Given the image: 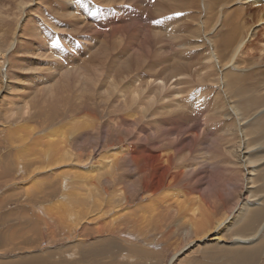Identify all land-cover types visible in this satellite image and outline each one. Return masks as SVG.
Listing matches in <instances>:
<instances>
[{"label": "bare ground", "instance_id": "1", "mask_svg": "<svg viewBox=\"0 0 264 264\" xmlns=\"http://www.w3.org/2000/svg\"><path fill=\"white\" fill-rule=\"evenodd\" d=\"M27 1L14 11V27L19 23L17 12L22 14ZM122 1L134 2L136 7L145 4V11L126 8L130 3ZM99 2L101 8L111 7L103 9L104 14L87 0H57L53 7L66 12L61 16L75 26L89 23L83 47L75 48L80 57L85 55L81 58L66 56L48 35L40 43L28 40L24 45L18 30H10L9 48L18 43L14 55L25 53L21 66L30 73L24 78L9 76L11 58L4 60L8 48H0L1 81L6 86H0V96L17 86L13 80L29 81L42 99L55 100L50 119L58 120L51 124L49 119L47 127L45 122L32 121L33 106L38 108L36 102L33 105L35 99L10 110L20 123L15 126L17 137H10L13 159L11 155L9 168H0V183L4 180L14 191H23L17 193L22 196L18 199L24 198L17 224H36L33 231H13L11 237L10 227L0 244L40 242V248L26 253L35 257L11 255L13 262L17 257L21 264H72L51 258L55 242L73 248L71 256L89 255L91 250L113 252L123 244L134 252L143 248L156 254L154 248L166 252L174 238L165 264H182L186 257H193L185 254L189 249L196 247L198 253L211 245H223L224 253L245 264L264 258V25L247 39L253 25L264 22V0ZM183 9L188 11L175 22L169 20ZM8 14L1 16L11 18ZM202 18L213 27L207 30ZM108 20L114 24L109 26ZM190 20L197 22L194 38L205 39L186 45L171 30L188 28V23H182ZM165 35L174 39L167 46L175 56L163 47ZM117 39L125 45L124 52L108 45ZM195 47L200 48L198 54ZM154 52L163 62L153 61ZM56 56L62 59L50 60ZM19 65L15 60L12 67L20 69ZM193 66L198 67L193 70ZM77 85L82 91L67 107L72 98L69 92ZM254 241L250 253L237 254ZM13 248L17 247L0 248V254Z\"/></svg>", "mask_w": 264, "mask_h": 264}, {"label": "rangeland", "instance_id": "2", "mask_svg": "<svg viewBox=\"0 0 264 264\" xmlns=\"http://www.w3.org/2000/svg\"><path fill=\"white\" fill-rule=\"evenodd\" d=\"M3 1L4 2H7L6 3V5H4V3H3ZM0 0V5H2L3 7L5 6V8H3L2 6H0L1 8H0V10L2 9V11H0L1 13H0V28H2V31L0 32V36H5L1 41H2V43H3V40H4V42H5V46L3 47H0V48H8V49H6V54H5V56H7V57H5L4 58V60L5 59H10V65H9V68H11V69H9L8 70V72H10V73H8L9 74V76L13 73V74H15L14 76H16V77H24V78H27V75L30 73L28 70H26V71H24V70H22V66H24V64L21 66V64L23 63V62H21L20 61V57H22L23 55H25V53H20V54H16V55H14V53L16 52V47L15 46H17L18 45V43L15 45V46H13L12 48H9V46H10V43H11V37H12V32L13 31H16V30H18L17 32H16V35L21 39V40H23V44L24 43H29V41H33V42H36V41H38L40 38H42V36L44 37H46L47 35L49 36H47L46 38H50L49 40L50 41H55L56 42V45L58 46H60L63 50H64V52H65V54H66V56H68V55H71L70 57H72V56H77V57H79V58H81L82 56H85V55H82L81 57L79 56V54H76L75 53V48H82L83 46H82V42H83V38H85V37H87V36H89V34H90V32H89V30H87V29H89V27H87V24H88V26H89V23L88 22H85L86 24H84V23H79V25L77 24L76 26H78V27H76L75 26V24L74 23H72V22H70L69 21V19H67L65 16H61V15H63L64 13V15H67V13L66 12H64V11H59V10H53V7L55 6V4H56V1L57 0H43V1H40V0H29V1H27V4H25L26 5V7H25V5L23 6L25 9L27 8V10H25V9H23V11H22V14H20L19 15V13L17 12V15L18 16H20V18H19V23H18V26H16V27H14L15 26V22H16V15H14V11H19L18 9H19V6H22V1L23 0H21V1H17V0ZM26 1V0H25ZM88 1V5H95L96 6V11H98L100 14H104V11H103V9H105V10H108L111 6H104V8L102 7L101 8V3L99 2V0H87ZM119 1H121V0H119ZM155 1V0H154ZM2 2V3H1ZM31 4H30V3ZM35 2V3H34ZM50 2V3H49ZM98 2V3H97ZM125 2H127V1H122V3L123 4H125ZM17 3V4H16ZM18 3H21V4H18ZM36 3H39V4H36ZM41 3V4H40ZM128 3H130V4H128ZM42 4H44V5H42ZM126 4H128V5H126V8H132V10L133 9H137L138 11H140V12H142V13H144V11H145V4H142V5H140V6H137L136 7V5L137 4H135L134 2H127ZM133 4V5H132ZM8 5V6H7ZM16 5V7H14ZM28 5V6H27ZM31 5V6H30ZM42 5V6H41ZM53 5V6H52ZM11 6V7H10ZM12 6H13V8H12ZM47 6V7H46ZM71 6H73V4H71ZM30 7H32V8H30ZM41 9H40V8ZM52 7V8H51ZM98 7V8H97ZM133 7H135V8H133ZM14 8H16V9H14ZM36 8V9H35ZM39 8V9H38ZM48 8V9H47ZM5 9H8V10H10L9 12L7 11V10H5ZM32 9V10H31ZM47 9V10H46ZM51 9V10H50ZM25 10V11H24ZM39 10V11H38ZM44 10V11H43ZM72 10V12L74 11L73 9H71ZM11 15V18L8 16L7 18H4V17H6L7 16V12ZM34 11V14L32 13ZM52 11H53V13H52ZM188 11V9H183V10H177L176 11V14L173 16V17H171L169 20L171 21V22H175L178 18H179V16L180 15H183L185 12H187ZM6 14H5V13ZM27 12V13H26ZM30 12V13H29ZM39 12H40V14H39ZM57 12V13H56ZM82 12V15H83V17H85L86 16V14H84V11H81ZM3 13V14H2ZM16 13V12H15ZM32 13V14H31ZM48 13V14H47ZM60 15H59V14ZM78 13L79 12H76V13H74L75 15H77L78 17H79V15H78ZM8 14V15H9ZM13 14V15H12ZM24 14V15H23ZM26 14H27V16H29L30 15V18L29 17H27L26 16ZM38 14V15H37ZM44 14V15H43ZM58 15V16H56V15ZM1 15H3L4 17H2ZM6 15V16H5ZM23 15V16H22ZM42 15H43V17L45 18V17H48V18H46V19H44L43 17H42ZM22 16V17H21ZM61 16V18H58V17H60ZM13 17V18H12ZM41 17V18H40ZM67 19V20H65V18ZM91 17V16H90ZM2 18V19H1ZM4 18V19H3ZM22 18V19H21ZM43 18V19H42ZM58 18V19H57ZM105 18H107V16H105ZM8 19H9V21H8ZM15 21H14V20ZM32 19V20H31ZM53 19H55V21L53 20ZM63 20V21H61V20ZM204 21H205V23H206V29L207 30H209V29H211L213 26V24H211V23H208L207 22V20L206 19H204V18H202ZM13 20V22H11V24H12V29H11V24H8V22L10 23V21H12ZM22 20V21H21ZM45 20V21H44ZM26 21V22H25ZM39 21V22H38ZM41 21V22H40ZM42 21H43V23H42ZM48 21V22H47ZM60 21V22H59ZM31 22L33 23V25L34 24H36V25H34V26H32V24H31ZM36 22V23H35ZM58 22H59V24H58ZM108 22L110 23L109 24V26H111L112 24H114V22H112V20H108ZM112 22V23H111ZM30 23V24H29ZM47 23H48V25H47ZM189 24V27L188 28H186V29H182V30H177V31H175L176 29H177V27H174V29H172V26H169L170 27V29H172L171 31H173V34L172 35H175L176 36V40H178V39H182V42H185V44L186 45H188L189 44V41H191L192 43H195L198 39H200V40H203V39H205L204 38V36H201L200 38H194V29H195V27H196V25H197V22H195V20H190V21H188V22H183L182 24ZM55 24V25H54ZM74 24V25H73ZM80 24H82V25H80ZM7 25H10V26H7ZM22 25V26H21ZM26 25V26H25ZM30 25V26H29ZM49 25H53V27L52 26H49ZM65 25H67L66 27H65ZM69 25V26H68ZM264 25V22L262 23V22H259V23H256V24H254L253 25V27H252V29H251V31H250V34H249V36H248V38L247 39H249V38H251V36H254V34H256V32L258 33L259 31L258 30H260V28H261V26H263ZM6 26V27H5ZM25 26V27H24ZM36 26V27H35ZM47 26V27H46ZM79 26H80V28H82V29H84L83 27H87V28H85L86 30H83L82 31V29L80 30V29H77V30H80V31H78L77 32V30H76V28H79ZM8 27V28H7ZM18 27V28H17ZM21 27V28H20ZM33 28V30H31V28ZM51 27V28H50ZM62 27V28H61ZM152 27H154L153 25H152ZM13 28H15V30L13 29ZM40 28V29H39ZM42 28V29H41ZM56 28V29H55ZM58 28H60V30L58 29ZM66 28V29H65ZM73 28H75V29H73ZM35 29V30H34ZM37 29V30H36ZM71 31L72 29V31L70 32L69 30ZM12 31L11 32V34H10V32L9 31ZM42 30V31H41ZM48 30V31H47ZM54 30H59V31H54ZM63 30H64V32H63ZM68 30V31H67ZM75 30V31H74ZM32 31H35V32H33V34L31 35V33H32ZM38 31H40V32H38ZM217 31L218 32H221V28H217ZM43 32V33H42ZM55 32V33H54ZM60 32V33H59ZM70 32V33H69ZM75 32V33H74ZM81 32V33H80ZM252 32H253V35H252ZM23 33V34H22ZM86 33H88V34H86ZM1 34H4V35H1ZM15 34V33H14ZM30 34V35H29ZM37 34V35H36ZM40 34H41V36H40ZM53 34V35H52ZM56 34H57V36H56ZM59 34V35H58ZM82 34V35H81ZM206 34V33H205ZM20 35H22V36H20ZM34 35V36H33ZM172 35H165V36H163L162 37V42L164 43V45H163V47L166 49V50H168V51H171L173 54H174V56H175V52L173 51V50H169V48H168V43H170V42H172V41H174V39H173V37H172ZM10 36V41L7 43V39H8V37ZM57 37V38H56ZM83 37V38H82ZM52 38H54V39H52ZM80 38V39H79ZM214 38H217V36H215ZM253 38V37H252ZM34 39V40H33ZM61 39V40H60ZM64 39H69V41H70V44L72 43V42H74L76 45H74V43H73V46L71 47L70 45H68V44H66L65 42H64ZM111 39V38H110ZM259 39L260 38H257L255 41H257V42H259ZM29 40V41H28ZM41 40V39H40ZM38 41V42H36V43H40V42H42V41ZM120 39H117V40H111V42H113L112 44H111V42H109L108 43V45H110V47L111 48H116V49H123V52L125 51V45L124 46H122V42H120L119 41ZM82 41V42H81ZM118 41V42H117ZM255 41H253V42H255ZM58 42V43H57ZM27 43H26V45H27ZM81 43V44H80ZM117 43V44H116ZM123 43H126V42H124L123 41ZM256 43V42H255ZM79 44V45H78ZM114 44H116V45H114ZM257 44H259V46H260V44H261V42H259V43H257ZM25 45V44H24ZM112 45V46H111ZM118 45V46H117ZM19 46V45H18ZM18 46H17V48H18ZM122 48H121V47ZM15 47V48H14ZM14 48V49H13ZM73 48V49H72ZM14 51V52H13ZM195 51L197 52V54H198V52L200 51V48L199 47H195ZM246 51V50H245ZM251 51H252V49H251ZM250 51V52H251ZM47 52H49V53H51L52 51H47ZM157 52V51H156ZM156 52H154V54H155V56L157 57L158 56V58H156V57H154V54H153V57H154V59H153V61L154 60H159V61H161V62H163V60H162V58H161V55L159 54V55H157L156 54ZM254 52V51H253ZM259 52V51H258ZM11 53V54H10ZM69 53V54H68ZM259 53H261V52H259ZM47 54V53H46ZM48 55V54H47ZM248 55V54H247ZM262 55V54H261ZM17 57V58H16ZM52 59H53V57H51ZM126 58V57H125ZM156 58V59H155ZM50 59L51 61H56V59H58V60H61L62 59V56H56L55 57V60L53 59ZM15 60L17 61V62H19L20 63V69H18L17 67H12L13 65H14V63H15ZM73 60V59H72ZM67 61H69L68 59H67ZM4 63V62H3ZM163 64H161L160 63V66H162ZM198 66H193L192 67V69L193 70H195V68H197ZM1 71V70H0ZM1 73V72H0ZM2 75H0V86H2L3 85V88H6V86H5V84H2V81L1 80H3L4 79V75H3V72L1 73ZM33 79H35L36 80V78H33ZM13 80V79H12ZM12 80H9V81H12ZM37 81V80H36ZM13 82H14V85H17V86H14V88H12V89H10V90H8V89H6L5 91H3V93H2V95L0 96V168L2 167V168H4L5 169V166H6V168L8 167V166H10V163H12L11 161H12V159H13V153L11 152L12 151V148L11 147H13V145H12V141H11V139H10V137L13 135V137H17V135H18V133L17 132H15L14 133V131L16 130V131H18V128L17 127H15L16 126V124L17 123H20V122H15V120H14V118H13V115H11L10 114V112L12 111V109H14V108H18V107H20V105L22 106V104H24V102L25 101H31V100H33V99H35V100H33L32 102H34V104L33 105H35V102H36V104L38 105V108L36 107L35 108V106H33L34 107V109H33V114H34V117L32 118V121H36L37 123H38V121H39V123H41V122H45L44 124H43V126H45V127H47V122H50V121H52V122H50L51 124H53V123H56V121L58 122V120H54V119H50L51 117H50V115H52L51 113L54 111V109L56 108V102H54L55 100L54 99H52L51 97H46V98H44V99H42L41 97V92L38 90V89H36V88H34L33 86H32V83L31 82H29V81H27V83L26 82H24V83H20V79H17V80H13ZM172 82V81H171ZM16 83V84H15ZM31 83V84H30ZM19 85V86H18ZM1 88V87H0ZM14 89V90H13ZM82 91V86L81 85H77V86H75V87H73L71 90H70V92H69V95L72 97L71 98V100L69 101V103L67 104V107H70V106H72V104L74 103V99H75V96L77 95V94H79L80 92ZM186 95V94H185ZM36 96V98H34ZM175 97V96H174ZM176 97H178V95L176 96ZM182 97V96H181ZM180 96L178 97V98H181ZM29 99V100H28ZM40 99H42L41 101H40ZM4 102H6V103H4ZM29 101V102H30ZM2 102V103H1ZM26 103V102H25ZM3 104V105H2ZM36 105V106H37ZM12 107V108H11ZM60 107H62V106H60ZM9 109V110H8ZM11 110V111H10ZM38 111V112H37ZM41 113H40V112ZM50 113V114H49ZM10 114V115H9ZM7 115V116H6ZM46 115V116H45ZM47 118V119H46ZM50 119V121H48ZM40 120H42V121H40ZM45 120V121H44ZM54 120V121H53ZM2 123L4 124L3 126H1L2 125ZM23 123V122H22ZM10 124H13V128L11 127V128H9V126H10ZM42 124V123H41ZM50 126V125H49ZM15 128V129H14ZM17 128V129H16ZM8 129V130H7ZM11 132V133H10ZM17 134V135H16ZM12 145V146H11ZM16 145H17V143H16ZM11 148V149H10ZM19 148V147H18ZM11 155H12V159H11ZM9 168V167H8ZM3 169V170H4ZM7 170V169H6ZM262 181H264V179L262 180ZM3 182H4V180L0 183V200L1 201H3L2 202V204L0 203V231H3L2 233L0 232V242H2V241H4L5 240V235H4V233L6 232V230H8L10 227H11V233H10V237H11V234H12V232L13 231H16L17 233H27V232H30V231H33L34 230V225L36 224V223H27V225H25V224H17V222H20L19 220L21 219H18L17 218V216H18V214H20L21 213V210L23 211V207H22V204L24 203V198H19L18 199V197L20 196V197H22L21 195H18L20 192H23V191H14L10 186H8V185H6L7 183L6 182H4V184H3ZM13 186H14V183H13ZM10 187V188H9ZM6 188V189H5ZM12 189V190H11ZM5 191V192H4ZM12 191V192H11ZM15 193H14V192ZM8 193V195H7V193ZM11 192V193H10ZM3 193V194H2ZM18 193V194H17ZM5 194V195H4ZM16 194V195H15ZM2 195V196H1ZM6 200V201H5ZM0 201V202H1ZM251 201H254L253 199H251ZM138 202H139V200H138ZM20 203V204H19ZM35 203H37V202H35ZM38 205H40V204H43V203H37ZM256 205V204H255ZM257 207H261V205H259V204H257L256 205ZM7 221H9V222H7ZM16 222V223H15ZM10 223V224H9ZM173 240V241H172ZM171 240V242L169 243L170 244V246L168 245V249L166 248L165 249V251L166 252H161V249H156V248H154V250H156V254H152V252H150V251H147V250H144L143 248H137V250L134 252V251H131V249H130V247L128 246V245H125V244H123V246L121 245V247H120V249H115V251H109V252H107V253H104V252H98V253H95L96 251H94V252H92V250L91 249H93V248H91V249H89V250H91L90 251V253H89V255H88V253H86L85 254V252H81V253H74L72 256L70 255L72 252H74V249L73 248H71V247H66V245L64 244L65 242H55L56 243V247L54 248V250L53 251H55V254L51 257V258H53V260H55V261H57V262H62L64 259H65V261H70L72 264H81V263H88V264H160L161 263V261L163 262V263H161V264H165L164 262H166L167 263V261H168V255H165L166 253L168 254V250H170L171 248H173L174 246H172L171 244H173V242H174V244L176 243L175 241H176V239L174 238V239H172ZM255 242L256 241H254L253 243L252 242H250V243H246L245 245L246 246H250V245H254L255 244ZM7 244H10V246H6V245H4V244H0V248H11V247H17V248H13V249H10V250H7V251H3V252H6V254L5 255H1L0 254V262H2V263H0V264H21V262L18 260V258L17 257H15V261L13 262V260L11 259V255H13V256H15V254H19L20 255V257H22V258H27V257H29V258H31V256H33V257H35V255L33 254L34 253V251H33V255H31V254H29V256L26 254V253H28V250L29 249H31V248H33V249H35V248H40L41 246H42V244L39 242V244H37V245H35V244H33V242L31 243V244H28V245H25L24 244V242H21L20 244H14L13 245V243L11 244V243H7ZM109 244L110 245H114V242H109ZM173 244V245H174ZM40 245V246H39ZM63 245V246H62ZM116 245H120V244H117L116 243ZM213 246H215V248H216V245H211V246H209L206 250H204L203 249V251H201V250H199V252L198 253H196L197 251H198V249L196 248V247H193V248H191V249H189L188 251H186V253L185 254H191V256H193V257H186V261L184 262V261H182L183 263L182 264H230V262L231 263H234L235 264V260H236V264H237V262L239 261L240 263H242V264H245V262H243V261H240L239 259H237V258H233V259H235L234 261H231V257H230V255H229V253H227V252H223L224 250H221V249H223V245H218L217 246V248L215 249ZM228 246H230V245H228ZM170 248V249H169ZM218 248H219V250H218ZM88 249V248H87ZM251 249H253V246H250V247H248L247 249H243L244 251H246V252H244L242 249H240V250H238V251H236L237 252V254H239V252L240 253H250L252 250ZM62 250V251H61ZM221 250V251H220ZM250 250V251H249ZM162 251H164V249H162ZM205 251V252H204ZM219 251V252H218ZM261 251H262V255L261 256H263L264 255V244H262V247H261ZM39 252V251H38ZM57 252V253H56ZM61 252V253H60ZM92 252V253H91ZM205 253H208V254H205ZM257 253V252H256ZM36 254V253H35ZM151 254V255H150ZM162 254V255H161ZM184 254V255H185ZM210 254H212V255H214L215 257L213 258V257H208ZM216 254V255H215ZM223 254H225V255H223ZM183 255V256H184ZM47 256H49V254L47 255ZM196 256V257H195ZM228 257V259L227 258H225V257ZM261 256H259V257H261ZM58 257V258H57ZM164 257V258H163ZM195 257V258H194ZM230 257V258H229ZM4 258V259H3ZM29 258H27V259H29ZM40 258H41V255H39L38 257H37V261H39L40 260ZM173 259L175 258V257H172ZM256 258V259H255ZM254 259H251V260H249L248 262H247V264H258L259 262V264H262L263 263V261H264V258H257V257H255ZM166 259V260H165ZM170 259V258H169ZM193 259V260H192ZM230 259V260H229ZM232 259V260H233ZM49 260V262H51L50 261V259H48ZM175 260V259H174ZM258 260H260V261H258ZM36 261V262H37ZM190 261V262H189ZM223 261V262H222ZM255 261V262H254ZM110 262V263H109ZM238 262V264H240Z\"/></svg>", "mask_w": 264, "mask_h": 264}]
</instances>
